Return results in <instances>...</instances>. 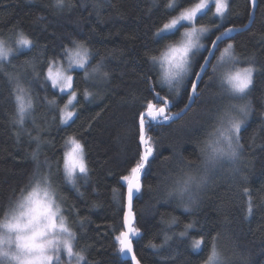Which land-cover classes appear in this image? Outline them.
<instances>
[{
    "label": "trees",
    "instance_id": "obj_1",
    "mask_svg": "<svg viewBox=\"0 0 264 264\" xmlns=\"http://www.w3.org/2000/svg\"><path fill=\"white\" fill-rule=\"evenodd\" d=\"M164 2L159 0L158 6H153L151 0H72L75 6L71 10L65 7L58 13L54 0H0V34L8 38L14 29H22L40 45H47V49L37 47L22 51L18 59L12 60L17 67L20 61L33 56L42 59L39 56L41 52L51 55L52 50L62 41L67 43L69 37L85 39L92 29L95 32L92 33L91 46L106 57L105 68L111 72L109 81L87 85L83 79L75 81L78 88L87 86L89 90L99 92V96L92 103L84 102L81 97L82 107L71 127L59 128L51 119H47V124L44 123L48 116L55 113H49L40 97L47 95L52 99L55 95L59 99L62 94L57 90L37 88L35 93L38 95L34 101L36 122L46 129L42 138L52 141L51 146H41V161L46 157L52 162L59 160L66 134L75 133L85 143L87 158L94 170L91 173L92 180L87 186H83L82 179L77 181L85 193L83 199L78 198L74 189L65 184L63 196L68 198L67 204L62 200L64 209L68 205H75L79 210V216L69 215V220L80 234L76 249L84 250L89 264H125L126 261L115 250L118 244L114 242V235L118 233L109 227L119 228L122 223L118 204L112 198V189L116 188L120 193L126 191L120 187L117 179L127 174L126 168L130 169L135 163L132 158L138 151L136 114L140 100L153 98L147 91L148 84L143 77L147 74L153 82L157 81V75L148 71L144 53L156 47L163 48V45L153 42L152 35L154 23L155 27L162 26L159 22L165 15ZM230 8L231 16L225 22V27L233 24L238 27L248 22L250 0H230ZM37 16L44 19L36 20ZM199 22L211 27L219 20L212 18L210 12ZM218 34L213 29L204 39L206 46L209 47L211 40ZM261 37H264V0L258 4L252 26L237 34L234 41L237 54L243 57L255 54L257 68L264 66V39ZM228 42L222 43L220 49ZM109 50H114L111 56L108 55ZM153 54L159 55V52ZM201 63L202 60L197 59L196 70ZM2 75L0 73V77ZM73 75L82 77L83 73L75 70ZM208 76H212L211 68L198 91L205 88L204 82L208 81ZM218 77L209 82L200 99L183 117L149 133L156 140L157 153L154 154L152 166L142 177L145 185L142 196L134 202V212L138 218L134 227L142 230V236L134 238V247L142 264H184L185 259L189 264H200L209 254L210 243L196 251L190 245L185 246L188 237L174 235L183 230L182 223L166 227L165 222L176 218L183 223L198 220L209 236L219 233L217 243L228 257L229 264H264V72L254 73V83L248 96L252 101L253 112L242 130L245 147L237 166L239 172L234 175L228 166L213 171L199 194V207L195 209V215L177 207L175 200L164 202L165 192L173 181L200 165V144L215 126L214 113L217 108L227 103V94L223 99L216 96L220 90ZM6 87L0 85V214L10 199L21 196L31 178L35 162L29 153L36 148L35 142H29L27 136L22 135L19 142L16 140L17 129L11 123L15 111L14 97L4 99L8 96ZM156 91H160L162 96L168 95L166 87L164 91L157 87ZM189 94V88L183 87L171 112L180 111L187 103ZM133 97L139 99L124 102L132 101ZM26 127L31 130V123ZM32 134L36 135V132L32 131ZM186 160L195 162L193 167L189 168ZM53 171H56L55 164ZM59 182L60 176H55L53 184L56 186ZM93 187L98 190V195L92 193ZM246 187L253 198V213L250 217L246 213L247 197L243 192ZM93 202L102 206L89 211ZM64 214L68 215L66 211ZM85 217L89 219L81 225L79 221ZM190 231L195 235L200 229ZM165 235L171 237L167 245L156 249L149 246V242L164 244ZM171 249L179 252L175 259H161ZM63 259H67V256L64 255Z\"/></svg>",
    "mask_w": 264,
    "mask_h": 264
},
{
    "label": "snow or ice",
    "instance_id": "obj_2",
    "mask_svg": "<svg viewBox=\"0 0 264 264\" xmlns=\"http://www.w3.org/2000/svg\"><path fill=\"white\" fill-rule=\"evenodd\" d=\"M153 6H158L159 0H151ZM260 0H250L253 12H250L247 17V23L240 27L231 25L225 27V22L230 19L231 8L230 0H165L163 5L164 16L159 22L162 26L155 27L152 35L153 42L157 45H163L153 48L151 52H145L144 56L148 62V71L157 75V81L153 82L147 74L144 79L148 84V93L153 98L140 100V107L137 111V136H138V151L132 158L134 166L126 168L127 174L118 176L117 183L121 188L126 189L124 193H120L118 189H112V198L118 204V211L122 215V223L117 226H109L114 232V242L118 244L115 250L124 257H128L125 264H142L141 259L137 256L134 247V238L142 236V230L139 227H134L137 222V215L134 212V202L139 200L144 189V181L147 169L152 166V160L155 159L157 153L156 140L149 133L157 130L158 127L171 123L175 119L185 115L191 109V105L197 103L202 92L207 89L209 82L213 81L222 71L226 70L225 80L219 79L220 90L216 96L223 99L227 94V103L222 104L214 113L215 125L218 120H221L222 114L226 117V127L221 133L225 136L228 142V149L234 155L239 150L242 155L244 144L242 143L243 128L247 121L251 118L253 108L252 101L248 99L251 93V88L254 83V73L264 72V66L256 67L255 54L243 57L236 52L234 43L235 37L233 33L245 31L254 22V10L257 8ZM54 6L57 12L60 13L65 7L71 10L75 5L72 0H54ZM97 7V5H93ZM214 9V11H213ZM151 11V10H149ZM211 12L212 18L218 19L219 23L211 25L200 23L204 17H207ZM44 19L42 16H37L36 20ZM213 29L219 32L211 40L210 48L206 46L202 40L213 32ZM220 29H223L222 31ZM92 29L86 34L85 39H76L69 37L68 42L63 41L52 50L51 55H45L41 52L38 58L33 56L30 59H25L19 62V66L12 63L14 58L19 57L22 51L31 50L40 47L47 49V45H40L37 41L26 34L22 29H14L13 34L8 37L15 47L14 54L3 63H0V85L7 86L6 91L8 96L14 97L15 111L11 118L12 125L15 126L16 140L19 142L21 136H27L29 142H35L36 148L29 155L35 162V169L31 174V178L25 185L22 191V202H28L29 198L37 192V189L44 185L45 195H49V186L53 184V178L60 176V182L56 184L55 193L48 200V212L51 215L53 229L57 227L55 219L59 209H53L52 203L55 200V194L58 193L65 204L67 197L63 196V186L70 185L74 189L75 195L83 199L85 193L81 191V185H78V179H82L83 186H87L92 180L91 173L94 171L90 167V162L87 158V150L83 140L75 133L66 134L63 138L61 148L63 149L59 160L52 162L47 157L41 161V146H51L52 141L42 138V134L46 129L37 124L35 113V99L37 93L35 89L40 88L47 91L49 87L57 90L59 99H49L47 95L40 97L44 105L47 106L49 113L55 115L48 116L44 123L47 124V119H51L59 128H69L75 123V119L79 115V108L82 107L81 97L84 102L92 103L94 98L99 96V92L89 90V87L78 88L75 81L83 79L85 84L98 83L100 81H109L111 72L106 70V57L100 54L99 49H94L91 46ZM0 37H4L0 34ZM178 37V39H174ZM264 39V37H261ZM225 40L229 42L223 49H220V44ZM165 41H170L165 43ZM3 41L0 40V50H2ZM114 50H109L108 55L111 56ZM159 52V55L153 54ZM219 52V56H216ZM211 58V59H209ZM197 59H201L197 69ZM215 60L216 63H212ZM243 64L244 66H241ZM7 65V68H6ZM211 68L212 76H208V81H205V88L198 91V82L203 80V76L208 74V69ZM11 69V70H8ZM75 70L82 71V77L73 75ZM225 83L229 86L225 88ZM160 87L161 91L167 90L168 95H161L156 88ZM188 87L190 94L187 97V103L178 112H171V107L174 105L176 98L181 94V89ZM230 89V90H229ZM171 97V99L169 98ZM139 98L133 97L132 101H124L125 103L134 102ZM142 109V110H141ZM99 116V113L96 114ZM243 117V120H238L237 117ZM31 123L32 129L29 130L26 125ZM264 126V125H262ZM88 127H91L89 125ZM36 132V135L32 134ZM142 149V150H141ZM151 158V159H150ZM186 165L191 168L195 164L193 161H185ZM200 163H204L200 161ZM209 163L215 166V157H209ZM56 165V171H53V165ZM235 175L239 172L238 168L231 169ZM207 179V176L196 180L190 172L184 174L180 179L173 181L165 192L164 202L170 200L176 201L177 207L184 208L185 211L195 215V209L199 207V196H194L191 191L193 184L202 185ZM247 180V177H242ZM25 196V192L28 189ZM92 193L99 194L98 190L93 187ZM243 192L247 197L246 213L251 216L253 213V198L249 188H244ZM175 194V196L173 195ZM122 197V199H121ZM14 200L10 199L5 210H10ZM102 205L95 202L92 203V208L101 207ZM68 215L61 217L59 224L60 231L66 233L63 240V252L59 251L60 246L57 245V254L49 255L42 252L37 257L39 264H65L64 255L67 256V261L71 262L73 256L76 257V264H89L87 256L83 249L81 252H76L74 247H77L78 234L73 233L64 223L65 217L69 215L79 216V210L75 205H68L64 212ZM88 217L81 218L82 225ZM76 222V221H73ZM183 230L174 235L178 237H188V244L194 250H201L206 243H210V251L213 256L217 250L221 249L218 246L217 240L219 233L216 236H209L204 230V225L198 220H190L183 223L179 218L173 219L171 222H165L167 228H171L172 224H181ZM122 228V230H120ZM192 229H200V232L193 235ZM82 234V233H81ZM75 240V246L73 241ZM171 237L164 236V244L157 245L149 242V246L156 249L164 247L168 244ZM183 243V241H180ZM87 247V246H85ZM222 252V251H221ZM223 253V252H222ZM177 249H171L167 255L161 256V259H175L178 255ZM210 257L207 254L206 258L200 261V264H209ZM184 264H189L185 259ZM221 264H229L228 257L224 254L221 257Z\"/></svg>",
    "mask_w": 264,
    "mask_h": 264
},
{
    "label": "clouds",
    "instance_id": "obj_3",
    "mask_svg": "<svg viewBox=\"0 0 264 264\" xmlns=\"http://www.w3.org/2000/svg\"><path fill=\"white\" fill-rule=\"evenodd\" d=\"M3 41L2 50H0V63L6 62L15 52L14 43L6 37H0ZM226 70L222 71L219 79L225 80ZM229 86L225 83V88ZM230 90V89H229ZM238 120H243V117H237ZM226 127V117H221L208 136L200 144L201 161L196 170L191 171V175L199 180L203 176L207 179L202 185L193 184L191 191L194 196H199L200 192L209 182L211 173L219 168L228 166L230 169L237 168L241 160L239 150L233 155L228 149V142L224 132ZM215 157V166L209 163V157ZM56 186H49V195H45L44 185L37 189L33 197L29 198L28 202H22V197L15 199L10 206V210H5L0 214V264H39L37 257L42 252L49 255L57 254V245L60 246L59 251L63 252V240L66 233L60 231L59 224L61 217L64 216L62 197L56 193L55 200L52 203V208L59 209L56 215L57 227L53 229V222L50 213L48 212V200L55 193ZM29 188L25 192L27 196ZM175 196V194H173ZM63 223L75 233L69 218L65 217ZM75 246V240L73 241ZM81 252L82 250H77ZM223 253L217 250L215 256L210 251L209 256L213 257L209 260V264H221ZM65 264H69L65 259ZM70 264H76V257L73 256Z\"/></svg>",
    "mask_w": 264,
    "mask_h": 264
},
{
    "label": "water",
    "instance_id": "obj_4",
    "mask_svg": "<svg viewBox=\"0 0 264 264\" xmlns=\"http://www.w3.org/2000/svg\"><path fill=\"white\" fill-rule=\"evenodd\" d=\"M257 7H258V6H257ZM256 11H257V8L254 10V20H255V18H256ZM251 12H253V9H252V8H251ZM252 24H253V23H252ZM252 24L249 26V28L252 26ZM238 27H240V26H238ZM249 28H248V29H249ZM248 29H247V30H248ZM245 31H246V30H245ZM242 32H244V31H241V32H239V33H233L232 35L235 37L237 34H240V33H242ZM226 41H228V40H225V42H226ZM221 44H222V43H221ZM221 44H220V45H221ZM220 45H219V46H220ZM209 48H210V46H209ZM209 59H211V58H209ZM203 78H204V76H203ZM201 82H202V81L198 82V89H199V86H200ZM193 105H194V104L191 105V108H192ZM188 111H189V110H188ZM188 111H187V112H188ZM183 116H184V115H182L181 117H183ZM181 117H180V118H181ZM180 118H178V119H180ZM178 119H175L174 121H176V120H178ZM172 122H173V121H172ZM150 159H151V158H150ZM133 210H134V209H133ZM121 257H122L124 260L130 259V258H128V257H124V256H122V255H121Z\"/></svg>",
    "mask_w": 264,
    "mask_h": 264
},
{
    "label": "rangeland",
    "instance_id": "obj_5",
    "mask_svg": "<svg viewBox=\"0 0 264 264\" xmlns=\"http://www.w3.org/2000/svg\"><path fill=\"white\" fill-rule=\"evenodd\" d=\"M205 38H206V37H205ZM205 38H204V39H205ZM204 39L202 40V42L206 44V42L204 41ZM216 53H217V52H216ZM218 53H219V52H218ZM217 56H219V54H217ZM212 61H213V60H212ZM214 63H216V61H215ZM208 70H209V69H208ZM217 77H218V76H217ZM218 79H219V77H218ZM218 81H219V80H218ZM196 251H197V250H196Z\"/></svg>",
    "mask_w": 264,
    "mask_h": 264
}]
</instances>
